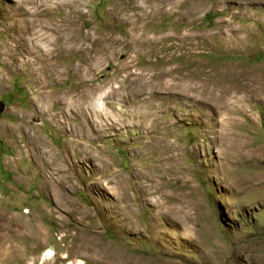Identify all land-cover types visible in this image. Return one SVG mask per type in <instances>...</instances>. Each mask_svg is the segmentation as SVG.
I'll return each instance as SVG.
<instances>
[{"label":"rangeland","instance_id":"obj_1","mask_svg":"<svg viewBox=\"0 0 264 264\" xmlns=\"http://www.w3.org/2000/svg\"><path fill=\"white\" fill-rule=\"evenodd\" d=\"M157 2L37 0L33 31L10 38L12 20L30 16L12 18L15 1L0 0V264H40L46 248L57 255L47 264L80 257L69 248L80 220L146 259L264 264V100L235 81L264 74V0H174L154 12ZM143 4L148 18L124 19ZM225 95L243 102L232 117ZM62 190L88 215L60 208Z\"/></svg>","mask_w":264,"mask_h":264},{"label":"bare ground","instance_id":"obj_2","mask_svg":"<svg viewBox=\"0 0 264 264\" xmlns=\"http://www.w3.org/2000/svg\"><path fill=\"white\" fill-rule=\"evenodd\" d=\"M14 1H15V6L12 9L14 15L12 18H15V16H23V15H28V16H30V18L29 19H13L11 26H9V29L7 30V33L9 34L10 38L12 37V34H22L23 32H29L30 33L31 31H33V29L37 23V16H39L38 9L35 8V7H37L36 6L37 0H14ZM164 2H174V0H158L157 4L159 6L156 4L155 9H153V11L154 12L160 11L162 9L160 6H162L164 4ZM29 5H33L35 10L34 11H30V9L28 10ZM137 7L143 13V15H141L139 17H133V16H129L126 14L127 17L124 16V19L125 20L128 19L129 21L131 20L134 22H138L141 19L145 20L146 18H148L149 12L147 11V5L143 4L142 6H137ZM9 8H10L9 6H5L4 9L7 10ZM23 24L29 25V28L24 27ZM245 40H247V38L244 39V41ZM19 45H20V42H17L16 48H18ZM14 49H15V47L13 49H11L10 46H8V45L3 46V53L6 56H8L10 68L16 67L18 65V60L11 63L12 56H13L11 52H12V50L14 51ZM43 49H45L47 51V47L44 45H43ZM28 50L31 54H35V50H34L33 46H32V48L31 47L28 48ZM34 64L36 65L39 63H38V61H36V62H34ZM23 65H22V67H23ZM247 71L248 72H246V73L242 72L243 75L240 74L238 79H235V81L236 80L239 82L242 81L241 83H242L244 91L248 92L250 90V94L253 93V95H252L253 98L258 97L261 101L264 100V74L262 73V75H260L259 77H256V74L253 71V69L247 70ZM258 73H260V72H258ZM4 79L5 78L3 76H0V85H2ZM246 98H248V96ZM246 98H244V106H245L244 110L248 106V104H245ZM43 99H44V101H46V98H43ZM260 100H258V101H260ZM218 103H219L218 105H219L220 109L227 111L226 114L229 117H232V115H234L235 112H238V110L240 109L238 107H240L241 103H243V102L241 100H239L237 97H232V98L228 99L227 95H225V96L219 97ZM97 104H98L97 107L99 109L98 111H102L103 110V103L100 101ZM232 105L235 107V109L232 107L234 110L231 109V107H230ZM228 120H231V119H228ZM226 128L228 129V127H226ZM37 140L35 139V141H37ZM169 160L172 162H175L177 160V157L169 156ZM49 163H52V162H49ZM52 176H54V175H52ZM103 185L107 189L112 190V187H110V185L107 184L106 182H104ZM53 191H55V189ZM55 196L57 197V202H58L60 208H63L65 210L72 209L74 212H77L83 216L88 215V213L84 212L82 209L77 208V203H73L70 201L69 197H67V191L66 190H62L59 193L56 191ZM131 207H132L131 205H127L126 209H124L126 212V213L123 212L124 213V221H125L126 227H128L130 230L138 231L139 230V224L136 221L135 216L133 215L134 213L131 211V209H132ZM59 218L61 220H63V219L65 220V218L63 217L62 214H60ZM79 222H80L79 223L80 227H78L77 231L72 234V242H71V245L69 248L73 250L74 254H78L80 257H76V258H74V260H71L70 255L64 256V258H67L69 261L67 264H85L84 260L81 257L87 258L90 260H95L97 262H99V261L102 262L104 260V261H108V262L115 263V264H176L174 262H166V261L159 262V261L153 260V259H146L144 257H139L137 255H132L128 252H125L122 249L115 247L113 244L108 243V242L100 239V236L97 234V232H94L91 229H89V224H85V222L83 220H80ZM4 226L7 230L12 228V224L9 221H7ZM154 227L156 228V230L153 228L154 231L151 230L150 235H155L156 238H158L160 240V234L162 233V231H161L160 227H158L157 224H154ZM35 228H36L35 229L36 234L34 235L35 236L34 239L36 241L42 243V240L44 239L46 234L44 233V230L42 227L35 226ZM56 256H57L56 253L52 249L46 248L43 255H41V257L39 258V262H40V264H47L51 260L55 259Z\"/></svg>","mask_w":264,"mask_h":264},{"label":"water","instance_id":"obj_3","mask_svg":"<svg viewBox=\"0 0 264 264\" xmlns=\"http://www.w3.org/2000/svg\"><path fill=\"white\" fill-rule=\"evenodd\" d=\"M6 106L3 102H0V118L3 115V113L5 112Z\"/></svg>","mask_w":264,"mask_h":264}]
</instances>
